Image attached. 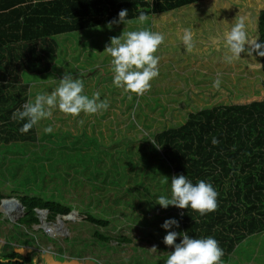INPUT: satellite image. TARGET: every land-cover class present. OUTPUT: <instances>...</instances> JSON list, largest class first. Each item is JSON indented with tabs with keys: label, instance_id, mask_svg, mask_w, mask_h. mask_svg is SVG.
I'll list each match as a JSON object with an SVG mask.
<instances>
[{
	"label": "trees",
	"instance_id": "1",
	"mask_svg": "<svg viewBox=\"0 0 264 264\" xmlns=\"http://www.w3.org/2000/svg\"><path fill=\"white\" fill-rule=\"evenodd\" d=\"M122 9L132 19L140 11L145 12L152 21L151 30L165 37L157 53L159 75L144 95L125 92L108 86L107 82L104 86L113 111L124 109L128 113L125 128L135 129V134L141 136L134 140L137 136L127 133L130 131L127 129V136L113 140L109 146L123 143L125 148L118 154L131 160L126 152L130 143L149 145L148 151L138 155L139 163L129 162L133 168L142 167L135 182H131L126 172L128 166H119L115 149H104L97 136L84 131L74 135L65 130L39 137L36 127L22 134L19 128L24 121L11 119L12 113L29 100L31 82L22 74L45 77L63 61L58 36L103 28L109 21L118 19ZM240 20L245 24L248 41H264V0H0V174L4 169L11 173L10 177L0 179V186L7 179H17L16 169L22 170L26 165L33 171L28 182L25 180L27 185L42 189L39 195L20 196L13 191L25 211L15 225L18 228L24 225L26 229L39 225L37 210H47L48 221L68 215L73 207L63 201L64 195L57 190L63 188L61 185H71L76 193L84 187L92 193L101 192L97 198L99 204L101 197H105V203H122L132 212H144L152 217L158 232L165 235L167 230L161 225L166 219L174 218L179 228L173 227L171 231H187L195 238H215L224 251L223 264H228L229 254L247 238L264 233V98L258 99L253 94H264V57L242 53L231 62L226 60L230 53L224 44V33ZM185 29L193 35L190 51L181 39ZM240 71L242 74H235ZM224 73L262 76L252 87L254 98L239 102L235 98L230 103L209 102L224 99L225 93L235 90L222 84ZM52 76L55 77L53 73ZM217 76L221 80L218 89L212 87ZM82 77L80 74L79 78ZM159 81L166 84L158 85ZM101 82V78L94 79L96 92L101 91ZM148 100L150 105L146 103ZM159 100L180 107L184 115L180 125L154 131L145 108L152 107L154 102L160 108V115L169 114L166 107L158 104ZM114 116L115 120H111L116 125L119 120ZM55 137L72 141L66 142L67 146L64 141L54 158L51 152L54 150L44 144L41 149L28 151L38 147L41 140ZM213 137L218 141L215 145ZM89 147H94L93 154L91 151L86 154ZM70 149L74 153L66 154ZM150 168L153 170L148 171ZM47 170L58 175L53 176ZM180 174L194 184L202 179L213 185L218 193L214 211L201 216L191 209L175 207L171 215L155 204L158 196H170V178ZM58 181L61 184L57 185ZM18 184L23 187L21 181ZM124 185L129 186L121 189ZM4 199L0 187V206ZM96 214L87 212L86 219L105 226L107 221L101 217L98 220ZM160 220L163 222L159 223ZM19 231L10 236L12 239L6 237L0 245V264H33L31 252L17 249L13 241L29 245L34 239L30 240L29 230L20 235ZM21 236L25 238L20 239ZM95 236L103 246L110 239L99 232ZM176 242L179 243V237Z\"/></svg>",
	"mask_w": 264,
	"mask_h": 264
},
{
	"label": "rangeland",
	"instance_id": "2",
	"mask_svg": "<svg viewBox=\"0 0 264 264\" xmlns=\"http://www.w3.org/2000/svg\"><path fill=\"white\" fill-rule=\"evenodd\" d=\"M209 4H213V2ZM249 7H252V5ZM151 23L152 21L149 20L145 25L133 24L127 27L124 24H115L112 26L111 30H109L107 26H104L100 29H93L91 32L78 33L77 36L68 34L57 37L60 47L59 54L63 61L51 70V74H47L45 77L28 75L26 72L22 74L23 78L28 79L31 82L29 99H34L35 95L39 92L51 91L57 86V80L62 78L64 73L72 74L74 78L79 77V75L82 74L85 94L91 97L94 93H99L101 100L105 98L108 100L109 107L107 110H101L95 114L86 115L81 113L78 117H73L60 112L58 109H53V115L51 118L42 121L40 125L36 127L39 137L44 133L43 128L49 125L53 127V131L59 133L69 130L76 135L84 131L90 136H97L99 138V143L104 149L114 148V154H118V151L124 149L125 146L121 143L119 146L112 148L109 145L113 140L122 136H127V133L136 135L137 137L133 136V138L135 137L134 140L141 137L140 134H135L137 133L135 129L130 130L127 128L128 131H130L125 133L127 129L125 128L124 123L125 119L128 117V113H126L124 109H119V112L116 109H114L116 111H113L111 101L107 98V92L104 90V86L107 85L106 82L109 84L108 86H115L112 84L113 73L110 64L111 57L103 52L105 50V45L110 43L112 37H119L124 30H135L138 27H149L151 29ZM163 61L166 62L167 60L163 59ZM52 73L55 77L52 76ZM235 74H242V72L240 71ZM235 74L224 73L222 82V84L224 83L227 85L226 87H231L235 90H232V92L227 95L225 93L224 99L221 97L217 100H210L209 102L218 103L223 101L230 103L234 102L232 99L235 98L237 102L250 101L254 97H257L258 99L264 98V94L259 92L253 93L254 97L251 96L254 83L260 81L262 76L253 78L246 73L243 74L244 76L242 77L241 75ZM34 77H36L35 79H37V81L34 80ZM99 78L102 79L100 86L101 91L96 92V88L93 86L94 79ZM103 81L105 82L103 83ZM168 82H171V80ZM157 84L164 85L166 82H160V84ZM146 103L150 105L149 100ZM158 104L162 107H166L169 114L160 115V108H156L154 102H152V107L149 108L148 106V109L147 107L145 108L147 116L149 117L148 122L153 125L155 132L176 127L182 123L184 115L180 111L179 106L169 105L164 101L162 103L161 100L158 101ZM114 115H117L119 120V123H116V125L111 120L115 117ZM115 127L118 129H114ZM120 128L121 130H119ZM64 141L67 146V143H71L72 139L68 138L63 140L59 137H55L48 140L46 138L45 142L41 140L38 143V147L34 146L33 148L28 149V151L41 149L39 147L44 144L47 148L54 150L51 151L53 152L52 157L54 158L55 152L57 150L58 153L61 151L62 143ZM139 144L138 141H134L126 148V152L128 151L131 160H129V156H120L119 154L117 158V162L120 164L119 166L121 168H126L128 166L126 172L128 176H130L129 178H131V182H135V178L138 179L142 172V167L136 166L133 168L129 166V162L133 160L132 164H135V162L136 164L139 163L138 155L148 151L149 147L148 143L142 145ZM73 151V149H70L69 151L66 150L65 153L71 154L74 153ZM88 151H91L93 154L94 147H89L86 150V154H88ZM151 170L153 169L150 168L148 171ZM16 172L18 174L16 177L17 179L14 181L7 179L5 183H2L0 186L5 195L6 201L8 199H17V197H15L16 194L13 192L14 190L17 191L20 196L39 195L42 191L41 188H30L31 186L29 185L32 184L27 185L26 183L28 177L33 175V171L25 165L22 170L21 168L16 169ZM47 172L53 176L58 175L56 171L51 172L47 170ZM10 174L9 170L4 169L2 175L0 174V179L3 180L5 177H10ZM103 177L104 176L101 178ZM19 181L22 182L23 187L21 188V185L18 184ZM59 184H61V181L57 182V185ZM61 186L63 188L56 190L58 193L61 192V194L64 195L62 196L64 198L63 201L67 205L73 207L72 211L69 213L73 219H66L60 226L59 233L57 232V234L52 236L50 234L51 232H48L46 229V227L55 224L56 226H59L58 223H60V221L58 219H55V221H48V212H45L44 210L41 211L43 213L36 212L39 220L43 219L47 222L46 225H34L31 229H26L24 228V225H22V227L18 228L15 224L25 215L24 208H19L14 203L16 210L12 218L2 212V204L0 206V245L5 243L7 240L6 237H10L12 234H15L16 231L21 230L19 231L20 235L21 233L26 234V231L29 230L27 233L30 240L32 239L33 241L34 239L33 244L27 245L14 241L13 244L21 251L26 250L31 252L32 259L35 258L37 264H139L138 261H141L142 264H164L168 252H171L173 249L163 243V237L165 234L158 232L156 225L152 224V217H147L144 212H132L128 205H123L122 203L117 205L113 202L105 203L103 202L105 201V197H101L102 203L99 204L97 198L101 196V192H89L90 190L87 187L81 188L76 193L75 188L71 185ZM128 186L129 185H124L120 187L121 189H124V187ZM48 192L50 194L52 191L49 190ZM111 195L112 194L109 196ZM118 199L120 200L123 198ZM9 202H11V200H9ZM174 209V206H169L167 208L171 215L175 213ZM87 212L91 214L97 213V219L99 220L98 217H101L107 221V224L101 226L88 221L86 219ZM158 222L160 223L163 221L160 220ZM95 232H99L110 238L109 241L105 243L106 246L101 245L98 237L95 236ZM10 238L12 239V237ZM24 238V236H21L20 239ZM66 239L69 240L66 241ZM153 245L157 247L158 253H152L149 251ZM229 255L230 260L228 261V264H264V233H259L247 238L244 242L238 245L233 253Z\"/></svg>",
	"mask_w": 264,
	"mask_h": 264
},
{
	"label": "clouds",
	"instance_id": "3",
	"mask_svg": "<svg viewBox=\"0 0 264 264\" xmlns=\"http://www.w3.org/2000/svg\"><path fill=\"white\" fill-rule=\"evenodd\" d=\"M149 20L150 17L143 11L132 19L129 18L128 11L122 9L118 13V19L109 21L107 27L111 30L114 24H124L126 27L133 24L145 25ZM181 39L185 49L190 51L193 47L192 32L185 29ZM164 40L163 34L149 27L124 30L119 37H112L103 52L111 57L112 84L125 92L137 96L144 95L150 89L151 82L159 75L160 57L157 53ZM223 40L230 53L226 56L228 62L241 57L242 53L264 57V41H248L243 20L233 23L230 31L224 33ZM57 81V86L51 91L37 93L34 99L30 98L22 108L12 113L11 119L24 121L19 128L20 133H27L39 126L42 121L51 118L53 109L73 117H78L81 113L95 114L108 109V100L106 98L101 100L99 93H94L91 97L85 94L84 81L81 78L64 73ZM220 85L221 80L217 76L212 82V87L218 89ZM43 132L51 134L53 127L46 126ZM217 143V139L213 137L212 144ZM170 190V196H158L155 204L163 209L169 206L191 209L201 216L214 211L217 207L218 193L213 185L205 180H198L194 184L186 175H176L170 178ZM161 227L167 230L163 243L173 249L168 252L164 264H223L224 251L215 238L211 236L195 238L187 231L180 233L171 231L169 229L173 227L179 228V222L174 218L166 219ZM178 237L179 243L176 242ZM149 251L158 253L155 245ZM33 264H36L35 258Z\"/></svg>",
	"mask_w": 264,
	"mask_h": 264
},
{
	"label": "bare ground",
	"instance_id": "4",
	"mask_svg": "<svg viewBox=\"0 0 264 264\" xmlns=\"http://www.w3.org/2000/svg\"><path fill=\"white\" fill-rule=\"evenodd\" d=\"M5 207L4 209V212L7 216H14V213H15V210L16 208L14 207V203L13 202H9V201H4L1 209ZM16 216V215H15ZM13 218V217H12ZM61 224H59V226H49V227H46V229L48 230V232H51L50 234L52 236H54L55 234H57V232L59 231V228H60ZM59 233V232H58ZM58 238V237H57Z\"/></svg>",
	"mask_w": 264,
	"mask_h": 264
},
{
	"label": "water",
	"instance_id": "5",
	"mask_svg": "<svg viewBox=\"0 0 264 264\" xmlns=\"http://www.w3.org/2000/svg\"><path fill=\"white\" fill-rule=\"evenodd\" d=\"M9 200H11V202H13V203H15L16 204V206L17 207H21V208H24L20 203H19V201L17 200V199H8L7 201H9ZM4 201H6V199H4L3 200V202H2V204L4 203ZM39 213H43V212H41V210H37ZM45 212H47V210H44ZM59 221H60V223H58V225L59 224H63V222H65V220L66 219H69V220H72L73 219V217H71V215H66V216H60V217H58L57 218ZM40 224H47V222L45 221V220H43V219H40ZM56 225V224H55Z\"/></svg>",
	"mask_w": 264,
	"mask_h": 264
},
{
	"label": "crops",
	"instance_id": "6",
	"mask_svg": "<svg viewBox=\"0 0 264 264\" xmlns=\"http://www.w3.org/2000/svg\"><path fill=\"white\" fill-rule=\"evenodd\" d=\"M91 31H93V29H88V30H85V31H81L80 33L91 32ZM77 34H78L77 32L76 33H71V35H75V36H77Z\"/></svg>",
	"mask_w": 264,
	"mask_h": 264
}]
</instances>
